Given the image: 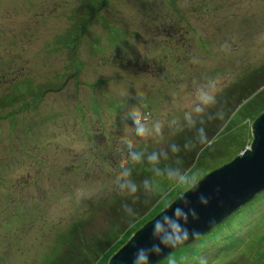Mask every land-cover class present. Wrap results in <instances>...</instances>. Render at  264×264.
I'll list each match as a JSON object with an SVG mask.
<instances>
[{"label": "rangeland", "instance_id": "1", "mask_svg": "<svg viewBox=\"0 0 264 264\" xmlns=\"http://www.w3.org/2000/svg\"><path fill=\"white\" fill-rule=\"evenodd\" d=\"M94 1L0 0V264H54L63 248L83 252L71 245L75 235L94 247L97 264L113 242L109 227L127 209L146 215L134 201L180 191L153 177L154 191H145L136 171L147 169L154 147L177 159L161 157L169 168L213 170L249 143L254 114L264 110V0H108L78 26ZM157 12L166 22H156ZM246 19L255 29L237 39ZM67 39L78 41L74 51ZM204 93L214 103H202ZM201 128L210 147L198 141ZM196 147V158L206 155L188 167L181 156ZM263 192L192 243L197 260L264 264ZM231 233L241 241L229 245ZM185 255L175 264H191L195 255Z\"/></svg>", "mask_w": 264, "mask_h": 264}, {"label": "water", "instance_id": "2", "mask_svg": "<svg viewBox=\"0 0 264 264\" xmlns=\"http://www.w3.org/2000/svg\"><path fill=\"white\" fill-rule=\"evenodd\" d=\"M251 140L247 147L227 162L203 175L198 189L188 192V206L184 208L189 213L185 227L189 239L175 248L160 245L161 252L152 251L154 245H159L153 237L154 219H159V211L153 218L134 231L127 241L121 245L107 260L106 264H134L139 250L144 249L149 255L150 264L165 260L175 250L185 246L199 236L210 232L224 219L228 218L241 205L254 198L264 190V110L250 123ZM201 197L208 203H201ZM182 206L180 201L173 204L172 209ZM196 213L194 219L191 212ZM166 214L172 215L170 209ZM198 234L194 236L193 234Z\"/></svg>", "mask_w": 264, "mask_h": 264}, {"label": "trees", "instance_id": "3", "mask_svg": "<svg viewBox=\"0 0 264 264\" xmlns=\"http://www.w3.org/2000/svg\"><path fill=\"white\" fill-rule=\"evenodd\" d=\"M108 0H96V1H94V2H92V4H90V9H91V11H89V14H90V16H86V15H83L82 16V18L84 19L85 18V16H86V19L84 20V21H81V18H79L78 17V15H77V25L78 26H83V25H88L89 24V22L94 18V16H98L99 14H98V12H97V9L99 8H101V6H104L105 5V3L107 2ZM171 4H173V2H171L170 3V6H171ZM195 6V5H194ZM194 6H193V8H194ZM199 6V5H198ZM88 8H89V6H88ZM95 9V10H94ZM98 9V10H99ZM157 16L159 15V14H161V18L160 19H157L156 20V22H158V21H161V22H166V21H163V20H166L168 17H166V15H164L163 13H160V12H157V13H155ZM173 16H175L178 20H180V22H183V21H185V18L182 16V15H177V14H172ZM156 18V17H155ZM105 21V20H104ZM106 22V21H105ZM107 23V22H106ZM243 23V22H242ZM159 24H161V23H159ZM245 26L247 27V28H245L244 30H242V28H240V27H238L235 31H239V33H241V35L239 36V37H237V39H246V38H248L249 36H250V33L249 32H251V30L252 29H255V26L253 27V25L251 26V28H250V26L249 25H247V19H246V24H245ZM253 27V28H252ZM248 28H250L249 30H248ZM80 29V28H79ZM248 35V36H247ZM75 39H76V37H75ZM237 42H239L240 41V44L242 43V41L241 40H236ZM76 43H78V41H76V42H73V41H71V40H65L64 41V45L67 47V48H69V49H71V50H73L74 51V47L76 48ZM181 43H182V40H181V42H179V43H177V45H179L180 44V46L179 47H182L181 46ZM72 57V56H71ZM151 58H152V56H150ZM154 61H155V58H154ZM140 69H142V68H140ZM11 77L13 78V79H15V77L14 76H9V74L7 73V74H5V72H3V75H2V78H4V80H6V78H9L10 80H11ZM256 83H254L252 86H250L249 88H246L245 89V93L244 94H246L247 96L248 95H250V94H252L256 89V86H254ZM33 102H36V103H38L40 100L39 99H34V100H32ZM32 101H30V102H28L27 104L28 105H30L31 103H32ZM260 112H257V113H255L254 115H255V117L259 114ZM53 116H56L55 114H52V115H50V117H51V119H52V117ZM254 119V118H253ZM252 119V120H253ZM249 136H250V134H249ZM250 140H251V137L249 138V140H248V142H250ZM184 142V141H183ZM247 142V143H248ZM187 144H189V142H187ZM186 144V145H187ZM249 144V143H248ZM247 144V145H248ZM247 145L245 146V147H247ZM170 146H173V145H170ZM161 147H163V146H161ZM245 147H243V148H241L239 151H238V153H240L242 150H244L245 149ZM204 150V149H203ZM198 151H202V149H199L198 147H196V148H191V149H189V154L191 155V157L190 158H188V157H183L182 158V156H181V159H180V161L183 159V162L185 161L186 163H187V166L188 167H190L191 166V164H193L194 163V160H196L195 161V163L197 162V165H198V163H200L201 161H203V157L202 156H204V155H206V154H203L201 157L200 156H197V158H196V154L198 153ZM163 152H165V153H163ZM187 152V153H188ZM153 153H155L158 157H159V162H158V164H154V163H152V162H150L149 161V159H146V163L144 162V164H145V166L147 167V169L146 168H141L140 170H138V171H136V173L138 174V176H140L141 177V179H143V181L145 182V181H149V182H151V178L153 177L154 178V180L156 181V182H158V183H160L161 181H164V180H167L168 178H167V176L166 175H162V174H160V173H163V172H165L167 169H169V166L170 165H166L165 163H163L162 161H160V160H162L161 159V157L162 156H165V159H168L170 156H171V153H170V151L168 152V151H162L161 149H159L158 147H154L152 150H151V152H150V154H149V156L150 155H152ZM237 153V154H238ZM189 156V155H188ZM195 157V158H194ZM205 157V156H204ZM149 158V157H148ZM172 162H170L169 161V159L167 160V163H170V164H173V165H175V163L177 162V159H174V158H172ZM180 161L177 163V166H179V163H180ZM161 164H163V165H161ZM187 167V168H188ZM170 168H172V167H170ZM212 169H207V170H205L204 172H203V175H205V174H207L208 172H210ZM180 171H182L181 170V167H180ZM158 180V181H157ZM152 183V182H151ZM157 184V183H156ZM153 188H154V186H153ZM171 189V188H170ZM168 190V191H166V192H170V196H169V199H172V198H174V196L176 195H173L172 194V191L173 190ZM138 195V194H137ZM136 195V196H137ZM173 195V196H172ZM261 195H264V192L262 193V194H260L259 195V197L261 196ZM177 196V195H176ZM175 196V197H176ZM136 199V198H135ZM158 199H159V197H154V199H152V200H150V201H142V200H137V201H134L133 202V206H134V208H135V210L137 211V209H139V208H142V207H146L147 208V212H146V215L144 216V217H140V219L138 218V216H134L133 214H131V213H125L124 214V216H123V223H119V224H117V228H116V225H111L110 227H109V229L110 228H113V230H115V232H110L109 233V235H108V238L111 240V244L110 245H106L104 248H102L101 249V253L100 254H98V260H97V264H106L107 263V260H108V258L121 246V245H123L126 241H127V239L131 236V234L134 232V231H136L141 225H143L145 222H147L148 220H150L151 218H153L159 211H161L162 210V208H163V205L161 204V205H159V206H157L156 205V203H157V201H158ZM113 205H115V203L113 204ZM92 215V214H91ZM140 215H144V214H140ZM83 219H85V218H83ZM83 219H81V220H83ZM231 218H228V219H226V220H224V223H226V224H229V223H231ZM133 223H136V225H135V227L134 228H132V227H130V225L131 224H133ZM108 226H109V224H108ZM119 227V228H118ZM218 230L219 229H214L212 232L213 233H211L210 235H215V236H210V237H212V238H217V235H218ZM82 233V232H81ZM110 234H111V236H110ZM228 239V243H229V245H234V244H237L238 242H240L241 241V239L239 238V235H237V234H235V233H231V235H230V237H228L227 238ZM71 240H72V244L71 245H77V244H83V252H80L79 250H77L76 248L74 249V250H66V248H63L65 251L64 252H66V254H67V256H69L70 258V261H69V259L67 260V256H63L62 258H60V257H55L53 260H52V263H54V264H75V263H72V262H76V264H92L93 262H92V260L90 259L92 256H89V253H88V251H94V247L93 246H91V245H88L87 246V244H88V240L87 239H85V241L83 242V241H81V240H78L77 238H76V235L73 237V238H71ZM195 241V240H194ZM193 241V242H194ZM217 241H218V239H217ZM193 242H191V243H189V244H187V245H185V246H182V247H180L179 249H177V250H175L170 256H168L165 260H163V261H161V262H159V263H157V264H171V261L172 260H174L175 261V263H176V260H178L179 258H182V257H187V255H185L188 251L192 254V255H195V258H194V260H193V262L191 263V264H201V260H197L196 259V254H197V252L199 251V249L197 250V252H196V250L195 249H192V243ZM73 249V248H72ZM192 250V251H191ZM221 250V249H220ZM66 259V260H65ZM186 260H187V258H186Z\"/></svg>", "mask_w": 264, "mask_h": 264}, {"label": "clouds", "instance_id": "4", "mask_svg": "<svg viewBox=\"0 0 264 264\" xmlns=\"http://www.w3.org/2000/svg\"><path fill=\"white\" fill-rule=\"evenodd\" d=\"M204 99L202 103L211 104L214 103V97L211 94L204 93L202 94ZM222 118V113L219 114ZM132 118L134 123L136 124V132L140 136H144L146 129L140 123L141 117L136 110H133ZM157 131H159V127H157ZM198 141L201 145L210 147L213 143V140H209L204 130L201 128L198 133ZM185 147H189V145H185ZM172 151H178V148L173 145ZM149 161L158 164L159 157L153 153L149 156ZM162 175H166L169 180L173 182V188L179 189L180 191L177 193V196L169 199L170 192H163L160 194V197L156 203L157 206L163 205L161 212L158 214L159 219H154L155 223L153 225V237L158 239L160 244L154 245L152 251L155 253L161 252L160 245L169 248H175L180 244L184 243L189 239V232L185 225L188 222L189 213L185 212L184 208L188 206L189 201L186 199V194L188 192H194L198 189V186L201 180L204 178L203 173L201 171H191V172H183L180 169L169 168L165 172L160 173ZM125 175H127L125 173ZM125 187L124 184H121V189ZM127 188L130 192L135 193L137 188L135 184L128 183ZM145 191H154V188L148 181L144 182ZM177 201H180L182 206H177L172 209L173 204ZM201 203L207 205L208 201L201 197ZM172 210V215L166 214L169 210ZM129 213H131V209H127ZM192 217L196 218V213L194 211L191 212ZM136 223L130 225V227L134 228ZM194 236H198V234H193ZM134 264H150L149 255L144 250L141 249L138 251ZM171 264H175V261L172 260ZM201 264H206V261H202Z\"/></svg>", "mask_w": 264, "mask_h": 264}, {"label": "bare ground", "instance_id": "5", "mask_svg": "<svg viewBox=\"0 0 264 264\" xmlns=\"http://www.w3.org/2000/svg\"><path fill=\"white\" fill-rule=\"evenodd\" d=\"M250 200H252V199H250ZM250 200H249V201H250ZM249 201H248V202H249Z\"/></svg>", "mask_w": 264, "mask_h": 264}]
</instances>
